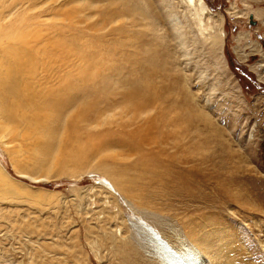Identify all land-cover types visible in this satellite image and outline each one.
<instances>
[{
	"label": "rangeland",
	"instance_id": "obj_1",
	"mask_svg": "<svg viewBox=\"0 0 264 264\" xmlns=\"http://www.w3.org/2000/svg\"><path fill=\"white\" fill-rule=\"evenodd\" d=\"M202 2L204 17L178 0H0L19 28L31 23L17 40L34 51L23 63L33 91L153 96L16 156L0 131V264H120L124 251L160 264L147 226L206 264H264V0ZM207 25L221 27L218 43ZM132 133L151 143L139 155L119 138ZM147 154L158 170L142 174Z\"/></svg>",
	"mask_w": 264,
	"mask_h": 264
},
{
	"label": "bare ground",
	"instance_id": "obj_2",
	"mask_svg": "<svg viewBox=\"0 0 264 264\" xmlns=\"http://www.w3.org/2000/svg\"><path fill=\"white\" fill-rule=\"evenodd\" d=\"M178 1L183 3L187 8H194L198 10L199 14L197 15L199 17H201V15L203 16V14L209 13L202 0ZM6 9L7 10H5L4 7L0 8V131L8 133L7 135L11 136L12 141L18 143V147L15 146L14 148H10L12 155L16 156V153L22 152L20 145L23 143L25 145L28 144L27 147L30 149L31 145L36 143V141L51 138L53 133L58 132V129L59 131L61 129H65V131H68V129L72 130V124L76 119H79L80 122H82V119L84 121H89L93 118L94 121L92 123H94L96 122L95 120L101 119V117L106 116V114H113L112 112L114 108H116V104L121 106L124 111H128V113H130L131 111L138 112L141 109L148 107L153 101V96L148 94L141 96L137 94V89H131L124 93L117 103L109 99L108 96L103 97L100 95V97H98V94L90 95L85 97L83 101L78 102L74 100L72 101V99L67 98V96L64 100H61V98L56 100L55 98L60 97V95L56 96L53 94H46L44 92L33 91L24 82L26 69L23 67V63L26 61L27 57L30 58L32 54H34V51L33 48L30 49V46H28V44L23 40V42L17 40L21 38L23 32L31 26V23L29 20H19L22 25V29L19 28L18 23L13 19V17H20L19 13L17 14L16 7L15 9L14 7H7ZM191 12H193V10L189 13ZM194 13L196 14V12ZM199 17L198 22L202 24L203 20ZM199 28H202V26ZM220 28L221 27L219 26L215 28L207 25V28L205 29L207 32H210L211 36L209 39L213 43H218L224 36L220 32ZM29 39H32V37ZM32 60H38V58L34 57ZM103 89L104 88L101 90ZM73 111L74 113L72 115L71 113ZM79 120H76V123L79 122ZM155 128L154 123L152 121H148L145 129H153V131H155ZM156 132H158V128H156ZM161 134L166 135L165 133ZM135 136L136 135L132 133L128 136L125 135L124 137L122 136L119 138L125 144L124 146H126V149L128 148L129 151L137 152L139 155L142 151L141 147L149 146L151 143H147L150 140L146 139L140 143L135 140ZM10 143L12 144V142ZM147 156L149 159L145 164L135 163V168L138 167L142 174L158 170V168H156V162H158L157 159L149 154H147ZM151 159L154 160L152 163H150ZM102 169L104 171L107 170L104 166H102ZM107 173H109V171H107ZM109 175L117 186L122 182L119 175L116 176L113 173H109ZM98 185L102 188L108 189L111 184L108 181H100ZM141 230L152 249V258L157 260L158 263L206 264L203 258H201L202 254L198 252L197 249L186 246L183 240H177V246L172 247L154 230L148 228V226L143 228L141 227ZM102 241L104 242V240H101L100 242ZM126 245L127 243L121 244L122 251L126 250ZM128 255L129 254L124 251L121 259H119L117 263H131V260L128 258L126 259Z\"/></svg>",
	"mask_w": 264,
	"mask_h": 264
},
{
	"label": "water",
	"instance_id": "obj_3",
	"mask_svg": "<svg viewBox=\"0 0 264 264\" xmlns=\"http://www.w3.org/2000/svg\"><path fill=\"white\" fill-rule=\"evenodd\" d=\"M251 19H252V18L250 17V21H251ZM252 23H253V22H252Z\"/></svg>",
	"mask_w": 264,
	"mask_h": 264
}]
</instances>
